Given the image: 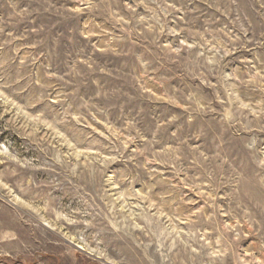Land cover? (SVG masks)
I'll return each mask as SVG.
<instances>
[{
    "label": "rangeland",
    "instance_id": "1",
    "mask_svg": "<svg viewBox=\"0 0 264 264\" xmlns=\"http://www.w3.org/2000/svg\"><path fill=\"white\" fill-rule=\"evenodd\" d=\"M0 264H264V0H0Z\"/></svg>",
    "mask_w": 264,
    "mask_h": 264
}]
</instances>
